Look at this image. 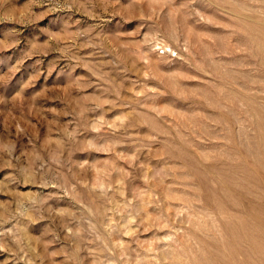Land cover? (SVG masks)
Wrapping results in <instances>:
<instances>
[{
  "label": "rangeland",
  "instance_id": "1",
  "mask_svg": "<svg viewBox=\"0 0 264 264\" xmlns=\"http://www.w3.org/2000/svg\"><path fill=\"white\" fill-rule=\"evenodd\" d=\"M0 264H264V0H0Z\"/></svg>",
  "mask_w": 264,
  "mask_h": 264
}]
</instances>
